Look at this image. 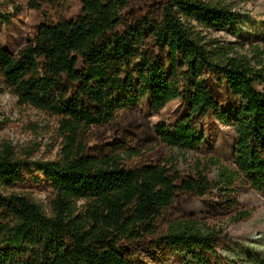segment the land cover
Listing matches in <instances>:
<instances>
[{"label": "trees", "instance_id": "1", "mask_svg": "<svg viewBox=\"0 0 264 264\" xmlns=\"http://www.w3.org/2000/svg\"><path fill=\"white\" fill-rule=\"evenodd\" d=\"M79 1L68 18L70 0H26L43 21L0 45L5 92L58 141L38 161L0 144V264H209L252 216L240 196L264 199V49L213 37L236 36L226 0Z\"/></svg>", "mask_w": 264, "mask_h": 264}, {"label": "rangeland", "instance_id": "2", "mask_svg": "<svg viewBox=\"0 0 264 264\" xmlns=\"http://www.w3.org/2000/svg\"><path fill=\"white\" fill-rule=\"evenodd\" d=\"M239 14L235 26L236 36L227 32L214 33L213 37L223 43L258 45L264 49V0H226ZM80 9L79 0H70L68 18H74ZM0 11L8 14L12 25L0 24V45L13 47L18 38H31L43 20L35 12L27 9L26 0H0ZM145 101L141 105L143 115L151 114ZM173 112L176 105L170 106L160 116L161 125L174 123ZM55 120L31 108L19 107L15 99L7 94L0 83V144L10 143L19 153L32 151V160H50L58 150ZM197 133L204 135V141L214 153L227 160L231 155L232 138L224 129L210 120H204L196 127ZM180 156V152L174 153ZM181 156H185L184 154ZM246 209L252 212L244 224L229 228L214 254L208 257L209 264H264V199L255 193L247 192L240 196ZM171 264H179L173 260Z\"/></svg>", "mask_w": 264, "mask_h": 264}]
</instances>
